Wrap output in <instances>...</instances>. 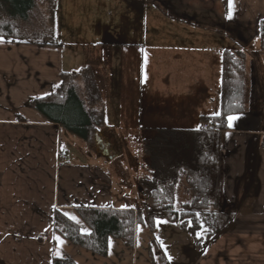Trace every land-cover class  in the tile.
<instances>
[{
	"label": "crops",
	"instance_id": "0c3cea01",
	"mask_svg": "<svg viewBox=\"0 0 264 264\" xmlns=\"http://www.w3.org/2000/svg\"><path fill=\"white\" fill-rule=\"evenodd\" d=\"M131 1H140V6L148 7L147 19L156 29L166 27L170 36L184 33L188 38L201 39V59L185 62L186 65L178 56L172 59L168 53L154 50L157 59L165 65L163 63L160 70L156 68L155 73L146 77H151L158 84L160 80L167 84L180 80L185 85L195 77L203 86L201 95L194 90L187 92L190 107L182 108L174 119L168 118L176 121L171 124L166 120L168 129H193L189 119L217 116L220 101L218 108H212L214 102L208 104L207 86L212 80L221 81L224 51L244 55L247 111L232 116L234 119L228 121L229 129L224 132L222 141V198L227 211L237 212V216L203 253L195 248L193 238L188 239L187 232L178 225L168 224L169 239H178L187 245L186 248L191 241L195 249L194 252L191 248L190 251H181L176 262L159 242L157 233L158 242L171 264H264V52L260 41L264 0H231V6L230 0ZM44 4L48 7L51 3L47 4L45 0ZM44 4L42 10L41 4L38 9L44 11ZM53 7L56 8L54 3ZM52 17L53 11L49 14V21ZM156 29L153 28V35L159 33ZM20 30L23 37L36 32L30 27ZM148 31L151 30L134 31L135 35L141 36L136 42L111 39L86 43L78 39L77 45L82 48L102 47L108 51H131V47L141 49L147 46ZM35 43L28 39L23 44L0 42V264H52L54 258L69 259L75 264H152L147 254L151 234L142 227L136 228L133 249L111 239L105 258L76 248L54 233L52 220L55 210L61 211L79 226L82 233L88 234L90 230L77 214V207L115 208L107 196V191L111 190L109 178L85 168L79 170L71 164L63 168L58 166V154L65 150L64 140L72 141L73 138L59 126L48 123L30 106L31 101L52 93L61 83L63 72L77 74L85 68L84 64L79 68L78 64L70 62L65 69L63 49ZM135 56L136 50H133ZM145 64L151 65L152 61L147 63L143 60L141 67ZM128 67L130 71L131 66ZM216 69L218 77L215 73L211 76L206 72ZM136 75L135 67L131 73L128 72L129 85L135 81ZM113 79L106 78L102 83L103 92L98 94L99 103L94 108L103 109L105 127L96 131L89 146L106 133L123 132L127 125L120 98L110 95L119 94ZM77 88L81 94L84 93L83 80L77 81ZM128 93L132 94V90ZM185 123L184 128H179ZM116 175L120 179V175ZM91 181L103 182L108 188L95 189Z\"/></svg>",
	"mask_w": 264,
	"mask_h": 264
},
{
	"label": "trees",
	"instance_id": "16d2710c",
	"mask_svg": "<svg viewBox=\"0 0 264 264\" xmlns=\"http://www.w3.org/2000/svg\"><path fill=\"white\" fill-rule=\"evenodd\" d=\"M37 9L35 0H0V42L23 44L21 35ZM261 49L264 52V21L260 24ZM35 45L61 48V43L37 42ZM240 52L224 51L222 56L220 113L201 116L197 129H155V136L145 140L143 152L149 157L146 174L139 180L143 193L140 206L131 209L80 206L77 214L90 232L84 234L79 226L59 210L53 213L55 234L76 248L99 258L109 252L111 239L121 241L129 249L136 245V228L151 234L147 254L152 264H171L157 240V221L178 225L187 232L195 248L203 253L210 242L226 231L237 212L227 211L222 198L223 134L229 129V117L245 114V64ZM90 73L63 72L61 83L44 98L30 102L33 110L48 123L66 133L92 142L96 131L105 127L104 111L95 109L99 95ZM83 80L84 93L77 88ZM184 183L191 200L176 206L177 189ZM52 264H75L69 259L54 258Z\"/></svg>",
	"mask_w": 264,
	"mask_h": 264
},
{
	"label": "rangeland",
	"instance_id": "374dc122",
	"mask_svg": "<svg viewBox=\"0 0 264 264\" xmlns=\"http://www.w3.org/2000/svg\"><path fill=\"white\" fill-rule=\"evenodd\" d=\"M44 1L35 0L37 9L27 27L35 29L36 32L33 31L30 32V35H25V39L61 43L63 61L67 64L64 66L65 69L68 68L70 62L78 64L79 68L84 64L85 68L77 74H83L84 71L90 73L91 78H89L94 81V84L96 83L95 86H97L99 95L103 92L102 83L105 82V79L111 81L114 78L113 82L118 85L119 94L115 92L114 95H110L114 98H120V106H122L127 122L123 132L104 135L108 139V145L104 149L108 150L109 159L99 158L89 145L73 135H71L72 141L64 140L65 152L70 164L79 170L85 168L90 172L95 171L102 177L109 178L111 190L107 191V196L109 199L111 198L110 203L115 209H131L140 206L143 202V193L139 180L146 174V168L150 162L149 157L143 152L144 141L155 136V129L164 127L168 129L166 127L169 124L166 120L171 117L174 119L175 115L182 111V108L190 107V103L187 102V92L194 90L197 95H201L203 92L201 82L195 77H192L187 85L180 80L178 82L172 81L170 84L160 80V84H158L146 75L155 73L156 68L160 70L163 63L165 65V62H160L157 59V50L168 53L172 59L178 56L183 65H186L185 62H195L197 58L201 59V53H199L202 46L201 39L188 38L184 33L173 37L167 33L166 27L156 29L154 24L150 25L149 19H147L149 16L148 7L140 6V1L135 3L131 0H46L47 4L51 3L48 7L45 6ZM53 3L56 5L55 9ZM40 4L42 5L41 10L44 4V11L38 9ZM52 11L54 17L49 21V14ZM146 28L151 30L152 34L151 31H148L147 46L141 49L131 47V51L126 49L121 52L108 51L106 48L96 46L82 48L77 45L78 39L86 43L111 39L136 42L141 39V36L135 35L134 31L145 32ZM153 28L159 33L153 35ZM142 40L144 39L142 38ZM133 50H136V58L133 57ZM141 53H146V55L143 56ZM143 60L147 63L151 60L152 64L148 66L145 64L144 67H141ZM126 64L131 66L130 71L129 65ZM134 67L137 75L134 78L135 81L132 80L129 85L128 72L131 73ZM197 70L195 69V72H198ZM206 72L210 73L211 76L215 73V76L218 77L217 69L206 70ZM123 76L125 77L124 80ZM84 81L85 79H83ZM220 84L221 81L216 79L207 86V102L210 105L214 102L212 108L219 106ZM130 89L132 94L128 93ZM110 111L109 109L108 113ZM200 117L189 119L193 129L200 126ZM174 122L176 121L172 120L171 124ZM186 124L179 128H184ZM116 173L120 175L121 180ZM102 183L91 181V184H95V189H107L108 186H104ZM176 196L177 207L181 203L191 200V195L184 183L179 184ZM168 224L167 221H157L158 239L167 248L172 261L176 262L181 251L186 249L190 251L191 248V251L194 252L195 249L191 245L193 243L191 241V246L186 248L187 245L185 246V243L178 239L175 241L169 239L171 233ZM162 226H165V229ZM186 236L193 240L190 235ZM190 263H192L191 260Z\"/></svg>",
	"mask_w": 264,
	"mask_h": 264
},
{
	"label": "water",
	"instance_id": "95a60500",
	"mask_svg": "<svg viewBox=\"0 0 264 264\" xmlns=\"http://www.w3.org/2000/svg\"><path fill=\"white\" fill-rule=\"evenodd\" d=\"M108 139L105 137H99L96 141L90 146L94 153L99 158L109 159L108 150L104 149L108 145ZM103 149V150H102Z\"/></svg>",
	"mask_w": 264,
	"mask_h": 264
},
{
	"label": "built area",
	"instance_id": "2783aa9c",
	"mask_svg": "<svg viewBox=\"0 0 264 264\" xmlns=\"http://www.w3.org/2000/svg\"><path fill=\"white\" fill-rule=\"evenodd\" d=\"M58 159H59L58 166L61 168L66 167L69 164V160L66 157V154L63 150L59 152Z\"/></svg>",
	"mask_w": 264,
	"mask_h": 264
},
{
	"label": "snow or ice",
	"instance_id": "6c2138e0",
	"mask_svg": "<svg viewBox=\"0 0 264 264\" xmlns=\"http://www.w3.org/2000/svg\"><path fill=\"white\" fill-rule=\"evenodd\" d=\"M230 6H231V0H230ZM229 18H230V14H229ZM217 115H218V113H217ZM232 119H234V117H229V120L231 121ZM71 218H73V219H75V217H71ZM57 239H59L58 237H57ZM61 243H63V241H60Z\"/></svg>",
	"mask_w": 264,
	"mask_h": 264
}]
</instances>
